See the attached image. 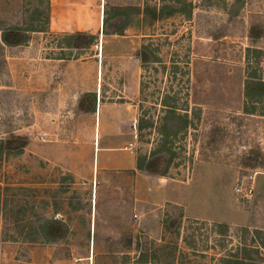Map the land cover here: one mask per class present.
Listing matches in <instances>:
<instances>
[{"label":"rangeland","instance_id":"374dc122","mask_svg":"<svg viewBox=\"0 0 264 264\" xmlns=\"http://www.w3.org/2000/svg\"><path fill=\"white\" fill-rule=\"evenodd\" d=\"M104 3L101 100L126 82L137 138L119 130L126 115L84 94L75 146L61 143L79 117L57 60L96 45L61 48L49 0H0V139L21 137L0 160V264H264V102L244 111L247 49L264 52V0ZM82 73L97 77L96 67ZM133 152L142 170L114 167Z\"/></svg>","mask_w":264,"mask_h":264},{"label":"crops","instance_id":"0c3cea01","mask_svg":"<svg viewBox=\"0 0 264 264\" xmlns=\"http://www.w3.org/2000/svg\"><path fill=\"white\" fill-rule=\"evenodd\" d=\"M104 4V0H49V31L54 34L63 35L77 33L100 35L101 40H104L103 38L106 36L102 32L105 10ZM134 42L130 44L137 45V49L138 44L140 45V41L136 38V42ZM101 60H103V47L101 50L100 46L99 50L98 45H96V50L90 57H83L68 61L57 60V65L61 67L63 75V77H60L61 82L59 87L64 91V93H66L67 98L70 99L68 106L71 107V112L76 115L75 119L79 117L77 119L78 122L75 121L71 127V131L67 133V139L61 141L63 144L71 143L75 146L78 144L77 142L79 141L78 138L81 132V128L78 124L81 121V117L85 115L83 110L80 108L81 97L84 94H93L95 96L96 109L100 104L99 110L105 106L120 116L126 115L127 120H122L119 130L122 131L126 127H130L131 130L128 132L132 133L134 139L137 138L136 125L134 123L138 118V110L137 105L131 103L129 94H127V84L125 82L127 78L125 77V86L123 84V90L117 92V96L114 101H108V97H104L107 98V100H101L102 77L98 76L99 61ZM61 62L63 63L61 64ZM83 66H90L91 68L96 67L97 77H84V74L82 73ZM38 78V86H40V82H42L43 85L48 84V86L51 84V82L49 83V77L47 80L45 77ZM135 79L138 82L137 92L140 93L141 80L139 81V77H135ZM107 94L108 91L104 92V96ZM57 132H60L57 128L52 129V133ZM130 144L134 145V142H129L128 146ZM128 146L124 145V149H127ZM99 149H105L106 152H111L113 148L109 145H105L103 148H100L99 146L98 150ZM128 161V166H124L125 161H123L116 163L115 165L117 166L114 167H127L128 169L134 170L137 166V156L135 152H133Z\"/></svg>","mask_w":264,"mask_h":264},{"label":"trees","instance_id":"16d2710c","mask_svg":"<svg viewBox=\"0 0 264 264\" xmlns=\"http://www.w3.org/2000/svg\"><path fill=\"white\" fill-rule=\"evenodd\" d=\"M149 1V0H147ZM48 10H49V5H48ZM47 24H49V12L47 13ZM108 22L107 18V12L106 9L104 10V17H103V29L102 32L104 35L110 34L106 30V24ZM12 34L13 33H9ZM111 34L114 35H121L123 36L124 33L123 31L120 32H113ZM99 36L98 35H93V34H87V33H77V34H71V35H63L61 39V43L64 44V46H61V48H80L81 43L86 44L88 47L94 46L98 44ZM0 41L3 43H8V33L4 32L1 37ZM78 42V44H77ZM62 45V44H60ZM143 49L146 48L145 45H142ZM264 52L261 49L258 48H248L246 52V68H245V99L246 103L244 105V111L246 113L254 114L255 112V107L257 104L263 103L264 102V78H262V64L264 62L262 56ZM80 57H74V58H69L68 60L71 59H79ZM59 60H65V57H59ZM248 102L252 104V109H249L248 107ZM172 114L176 113V109H169ZM187 112V111H185ZM185 118V127H187V113L184 115ZM20 140L21 137L19 136H14L12 135L11 138H1L0 139V160H2L3 157H6L11 154V140ZM19 153L22 152V148L19 149ZM137 168L142 170L143 165L141 163V158L137 157ZM55 226L59 225L58 222L53 223ZM55 241V240H53ZM222 264H252L249 261L246 260H240L238 258H232V257H225L222 259Z\"/></svg>","mask_w":264,"mask_h":264},{"label":"built area","instance_id":"2783aa9c","mask_svg":"<svg viewBox=\"0 0 264 264\" xmlns=\"http://www.w3.org/2000/svg\"><path fill=\"white\" fill-rule=\"evenodd\" d=\"M49 136L50 134L48 132H41L40 134H38L37 139L40 140L41 142H47L49 140ZM242 187H240L238 189V191H241ZM249 192H251V190L249 189Z\"/></svg>","mask_w":264,"mask_h":264}]
</instances>
